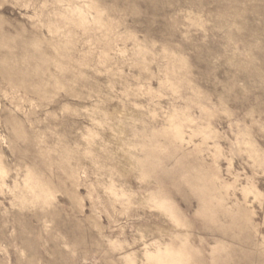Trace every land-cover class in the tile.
Listing matches in <instances>:
<instances>
[{"label":"rangeland","instance_id":"rangeland-1","mask_svg":"<svg viewBox=\"0 0 264 264\" xmlns=\"http://www.w3.org/2000/svg\"><path fill=\"white\" fill-rule=\"evenodd\" d=\"M0 264H264V0H0Z\"/></svg>","mask_w":264,"mask_h":264}]
</instances>
